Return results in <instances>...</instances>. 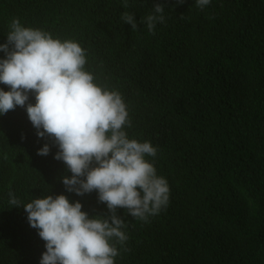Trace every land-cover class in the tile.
Wrapping results in <instances>:
<instances>
[{
  "label": "trees",
  "instance_id": "trees-1",
  "mask_svg": "<svg viewBox=\"0 0 264 264\" xmlns=\"http://www.w3.org/2000/svg\"><path fill=\"white\" fill-rule=\"evenodd\" d=\"M127 3L0 0V44L13 18L76 40L95 82L122 95L128 138L157 149L145 159L167 180L168 204L146 221L117 208L128 239L117 244L115 264H183L197 255L193 234L218 264H264V0ZM157 3L165 19L153 34L143 18ZM124 12L134 15L135 30ZM45 144L49 153L38 155ZM58 150L51 137L37 136L26 106L0 114V151L14 154L0 159V264H40L46 251L10 192L22 204L64 194L89 217L109 215L95 190L67 191L62 177L71 172L54 158Z\"/></svg>",
  "mask_w": 264,
  "mask_h": 264
},
{
  "label": "clouds",
  "instance_id": "clouds-1",
  "mask_svg": "<svg viewBox=\"0 0 264 264\" xmlns=\"http://www.w3.org/2000/svg\"><path fill=\"white\" fill-rule=\"evenodd\" d=\"M209 3L196 0L200 8ZM123 6L128 7L127 0ZM163 11L157 3L154 14L143 18L150 33L154 34L157 22H164ZM122 20L133 30L137 28L133 14L124 12ZM10 29L7 42L0 44L5 53L0 59V83L9 88L0 89V114L26 106L37 136L53 139L59 149L54 158L71 172L62 177L67 191L83 195L95 190L109 215L89 217L80 202H70L64 194L22 204L10 192L9 203L23 205L31 226L27 227L38 229L45 241L40 264H115L117 244L128 239L117 208L146 221L168 204L167 180L145 159L155 157L157 149L148 141L128 138L125 126L131 127V121L122 95L95 82L94 75L85 70V49L76 40L54 38L41 29L22 26L16 18ZM30 92L35 103L26 104ZM48 153L45 144L37 154ZM13 156L0 151V159ZM192 238L197 255L184 258L183 264L219 263L206 255V247H195V234Z\"/></svg>",
  "mask_w": 264,
  "mask_h": 264
}]
</instances>
